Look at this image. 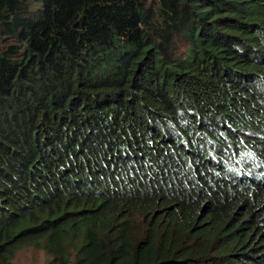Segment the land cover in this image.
<instances>
[{
    "label": "trees",
    "instance_id": "obj_1",
    "mask_svg": "<svg viewBox=\"0 0 264 264\" xmlns=\"http://www.w3.org/2000/svg\"><path fill=\"white\" fill-rule=\"evenodd\" d=\"M264 264V0H0V264Z\"/></svg>",
    "mask_w": 264,
    "mask_h": 264
},
{
    "label": "rangeland",
    "instance_id": "obj_2",
    "mask_svg": "<svg viewBox=\"0 0 264 264\" xmlns=\"http://www.w3.org/2000/svg\"><path fill=\"white\" fill-rule=\"evenodd\" d=\"M50 256L32 247L21 248L16 252L11 264H48Z\"/></svg>",
    "mask_w": 264,
    "mask_h": 264
}]
</instances>
